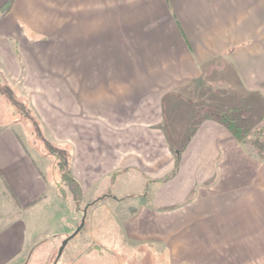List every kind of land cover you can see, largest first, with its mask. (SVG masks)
I'll return each instance as SVG.
<instances>
[{
	"label": "crops",
	"instance_id": "1",
	"mask_svg": "<svg viewBox=\"0 0 264 264\" xmlns=\"http://www.w3.org/2000/svg\"><path fill=\"white\" fill-rule=\"evenodd\" d=\"M22 28L61 45L25 41ZM0 70L24 89L43 133L68 148L80 195L126 205L110 247L166 264H264V162L208 101L226 88L264 118V0H12L0 18ZM188 131L184 146L169 143ZM135 171L142 191H106ZM47 175L0 127V264H45L71 236ZM79 232L56 264H117L105 239Z\"/></svg>",
	"mask_w": 264,
	"mask_h": 264
},
{
	"label": "rangeland",
	"instance_id": "2",
	"mask_svg": "<svg viewBox=\"0 0 264 264\" xmlns=\"http://www.w3.org/2000/svg\"><path fill=\"white\" fill-rule=\"evenodd\" d=\"M20 35L25 41H32L38 39L40 41L39 45H61V40L59 39H49L44 36H38V38L34 39L35 37L31 35V33H28V31L25 28H22L20 31ZM14 40H10L9 44L13 45ZM38 42V41H36ZM216 89L214 92L208 93V101L211 106H215V109L213 113L219 114L220 111H222L219 108H235L238 109V112L242 111L243 116H247L248 118H257V111L253 108L246 107V103L244 101H241L240 99L237 100L234 98V95L230 94V90L228 89H222L219 90L218 87H215ZM10 97H14L16 101L23 102L24 100L28 101V96L24 89L20 85H13L11 84L5 76V73L0 70V127H6L12 129L19 137V139L24 143V145L28 148V152L35 157V159L39 160V164L47 169V173L49 177L54 180L55 184L59 180L58 177V171L57 167L55 166L53 156H49L48 152L45 150L43 142L39 140L38 136L34 134V129L32 127V124L28 121L24 120L20 115L14 113L13 109L10 107L8 99ZM29 102V101H28ZM192 103L197 105V102L192 101ZM207 103V102H206ZM206 105V104H204ZM201 112V111H199ZM212 112V111H211ZM200 115H202L200 113ZM180 113L177 117V127L180 126L181 123H185L188 121V118L186 117H179ZM200 117V116H199ZM181 121V123L178 122ZM251 126L260 127L264 126V122H257L251 124ZM181 127V126H180ZM172 130H175L173 128ZM43 136L45 139L50 141L48 136L43 133ZM168 141L170 144H173V142L177 143L179 141V146H184L185 141L189 139L190 133L189 131L185 134H179V133H169L167 135ZM182 137V138H180ZM180 138V139H178ZM52 142V141H51ZM55 148L57 149H64L68 152V148H65L64 146H56L53 144ZM175 150H169L168 153L171 156H174L173 153H176V151H179L178 149ZM167 161L169 162V156L167 158ZM47 175V176H48ZM107 182H104L101 186L107 185ZM145 185V180L141 178V175L135 172H130L127 174H124L123 176H120L116 179L114 183L109 184L108 189H102L103 190H111V194L113 197L117 196L118 192H123L125 195H132L134 193H138L139 191H142ZM152 184H148V188L152 189ZM56 189V188H55ZM62 190V189H61ZM61 193L64 200L58 195L59 201L62 202V208H63V216L61 218L62 223L65 222L71 226V229L69 230L68 234L64 237H67L68 235H72L77 227L81 224V219L83 217V211L86 209L85 213V221H84V227L81 228V232H79L80 239H89L94 240L98 239L100 237L101 239H105L104 244L102 245V249L105 251L107 250L108 253H112L114 255V258L117 260V264H125L121 261V259H125V262H129L128 264H158L157 260H161L160 264H166L165 260L163 261L160 259V256L157 258L154 254L151 256H148V253L145 255H140V259L138 260L137 255L140 254L137 248L130 251L128 254L123 249L125 245H119V249L115 246L110 247L109 241L111 237L113 238H120L122 237L119 230V223L122 221V219L126 216V205L120 206L114 203L111 197L105 198L103 196L107 195V193H98L101 196L97 194L96 198L102 199L99 202L93 203L91 207H86L93 201L94 199L85 198L78 194L76 196H72L68 191L67 188L62 190ZM58 194V193H57ZM109 194V193H108ZM8 203L7 211H8V219L12 215V206ZM77 238V239H78ZM62 239V238H61ZM60 241V239H57ZM53 241V240H49ZM57 241V242H58ZM55 243L56 240H54ZM121 244V242H119ZM59 246L53 247L52 250L53 253H51L49 261L45 264H53L57 253L59 251ZM35 250V249H34ZM46 250V247H45ZM32 254H38V251L32 252ZM165 259V256H164ZM131 261H136L135 263ZM29 263V262H28ZM39 264V263H35Z\"/></svg>",
	"mask_w": 264,
	"mask_h": 264
},
{
	"label": "trees",
	"instance_id": "3",
	"mask_svg": "<svg viewBox=\"0 0 264 264\" xmlns=\"http://www.w3.org/2000/svg\"><path fill=\"white\" fill-rule=\"evenodd\" d=\"M11 8L12 0H7L6 4L0 8V18H4L10 12ZM8 101L10 107L14 110V113L20 115L24 120L32 124L34 134L43 142L48 155L50 157L53 156L55 166H58L57 171L59 180L56 182L58 195L64 200L61 193L63 192L62 190L67 188V191L72 196H76L77 194L80 196V189L71 175L69 153L64 149L55 148L53 144L60 146L58 143L45 139L41 125L36 120L28 101L24 100L23 102H18L14 97H10ZM212 114L214 118L226 127L233 138L237 140L250 155L254 156L259 161L264 162V126H251L253 123L264 122V118L245 117L243 116L242 111L238 112V109L220 111L219 114L212 112ZM167 178L169 177H165L161 180L164 181L167 180ZM93 203H90L86 207L88 208L92 206Z\"/></svg>",
	"mask_w": 264,
	"mask_h": 264
},
{
	"label": "water",
	"instance_id": "4",
	"mask_svg": "<svg viewBox=\"0 0 264 264\" xmlns=\"http://www.w3.org/2000/svg\"><path fill=\"white\" fill-rule=\"evenodd\" d=\"M85 213H86V209H84V211H83V217H82V219H81V224H80V226L75 230V232L73 233V235H71L66 241H64V242L62 243V245H61V247L59 248V251H58V253H57L56 259H55V261H54L53 264H56L57 260L59 259L60 255H61V253H62V251H63V249H64V247H65V245H66V243H67V241L70 240L71 238H73V237H74V236L80 231V229L83 227V225H84V221H85Z\"/></svg>",
	"mask_w": 264,
	"mask_h": 264
}]
</instances>
